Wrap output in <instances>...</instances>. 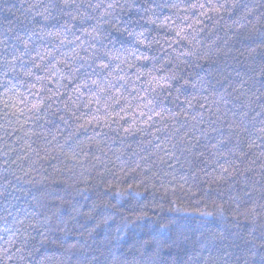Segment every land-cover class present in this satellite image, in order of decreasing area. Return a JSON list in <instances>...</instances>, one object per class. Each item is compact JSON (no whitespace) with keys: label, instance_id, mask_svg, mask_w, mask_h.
<instances>
[{"label":"trees","instance_id":"1","mask_svg":"<svg viewBox=\"0 0 264 264\" xmlns=\"http://www.w3.org/2000/svg\"><path fill=\"white\" fill-rule=\"evenodd\" d=\"M93 28L109 49L113 40L158 58L121 53L145 73L137 79L124 65L129 86L165 117L153 113L149 132L195 125L191 151L176 159L154 147L159 141L147 144L151 135L114 131L133 116L144 126L137 101L118 124L104 127L101 111L86 130L79 125L91 114L81 109L76 120L65 97L45 99L36 114L19 103L16 93L29 106L50 95L29 93L48 76L33 68L36 52L52 53L48 65L77 45L98 47ZM179 28L187 39L169 46ZM189 48L193 55L177 59ZM173 71L187 85L177 92L168 81L152 92L147 73L164 84ZM0 84V264H264V0H75L67 8L64 0H0ZM7 88L14 91L4 95Z\"/></svg>","mask_w":264,"mask_h":264},{"label":"snow or ice","instance_id":"2","mask_svg":"<svg viewBox=\"0 0 264 264\" xmlns=\"http://www.w3.org/2000/svg\"><path fill=\"white\" fill-rule=\"evenodd\" d=\"M74 3L75 0H64V6L66 8L72 6ZM109 7H112V5H109ZM173 7H178V5H173ZM190 7L193 9H196L197 7L202 9L205 5L192 4ZM69 15H71V13H69ZM73 19H75V17H73ZM63 27L67 30V25H64ZM56 35H60V33H56ZM88 35L92 37V40L99 43L98 47L91 43H88L87 48H84L83 44L77 45L71 52L62 53V58L60 60H56L55 63L52 64L45 65L43 63L45 56H52L51 52H48L47 50L44 52L37 51L36 56L32 57V66L35 69L47 72L48 76H37L36 83L40 84L41 87L40 89H37L36 93H32V89L36 88V84H32L29 88V93L39 95L41 91L46 90L50 93V95L46 97L41 95L39 100L32 102L29 106L28 97L24 93H16V96L21 97L19 103L24 104L25 108H27L29 112L36 114L41 110L45 99L55 102V100L65 97L61 101L63 104V110L66 113L70 112L76 120L82 119L85 115V112H82L81 109L87 110V113L91 114V119L85 120L83 124L79 125L80 128H84L85 130L88 125L93 123V121H96L97 123L100 122L101 117L98 113L101 111L104 113L103 126L110 128L112 124H118L120 120H125V117L122 116L121 113H125L130 109L133 111H135V109H139V115L141 117H147V119L143 121V127L139 126V122H137L135 116H133L131 122L125 120V124H127V126L121 124L119 125V128L114 129V131L122 130L126 136H135L138 132H143L145 135H151L153 139L147 141V144H153L154 140L159 141L154 144V147L158 151H161L166 155H171L176 159H179L177 152L182 155L185 151H191V147L193 145L190 137L194 136L195 125L189 127L186 123H180L178 126L172 125L164 128L157 127L154 133L149 132V128L155 125L153 113H155L157 117H160L161 121H163L165 117L163 116L162 111H156V107L154 106L156 103L155 99H147L145 96L140 95L139 90L135 86H129L128 81L130 77L128 71L125 70L124 65H127L129 69L136 68L137 79L144 76L145 73L141 72L134 61L129 60L127 56L121 60V53H129L135 58V61L142 60L146 62L150 59L155 60L158 58L149 57L143 53L137 54L138 49L134 48H116V41L109 40L107 36H104V39L109 40V43L112 44V48L109 49L107 45L103 43V40H101L102 34L98 32L97 28H93L92 32L88 33ZM140 36L144 37V33H140ZM175 37L176 39L174 41L169 42V46H171L172 43H181L187 39L185 29L179 28L175 31ZM77 39H79V37H77ZM145 39L146 37L144 39H137L136 43L144 45ZM63 43L64 41L61 39V44ZM120 43L123 46L125 42L120 41ZM188 43L191 44V41L189 40ZM147 46L150 47V45ZM24 48L25 52H27L29 45L25 43ZM81 48L88 53L86 57L80 55L78 49ZM179 55L191 56L193 55V52L191 48H189L188 50L179 53L177 59H179ZM19 58L20 57H17V59ZM37 59H39L41 63H37ZM53 59H55V57H53ZM9 63L14 64V61ZM166 63L170 64L172 61L168 60ZM181 63H184V61H181ZM57 65H63V67L57 68ZM196 66L198 67L199 65ZM177 67H179V65H177ZM65 69H67V71H65ZM161 69H163V65L161 66ZM12 71H15L14 67L12 68ZM25 75L32 76V69H28L25 72ZM147 75L151 77V81H156V87L152 88V92H156L157 87L161 90L171 88L172 84L168 83V81H176L179 85L176 88L177 92H179L181 88L185 87L188 83L185 79L184 83L180 84L179 81L184 78L176 71H173L171 76L160 78L165 80L164 84H161L152 72H148ZM54 81L55 86L48 87V85L53 84ZM151 81L149 82L151 83ZM8 83L10 84L11 81ZM132 85H135V81H132ZM0 87L5 86L0 84ZM13 91V88H7L4 95ZM134 93L135 95H133ZM145 100H147L146 103H141ZM133 101H137L135 109L132 108ZM93 104L97 106L94 110L92 109ZM189 106L191 107V102H189ZM48 107L51 108V104H49ZM117 108H119V111H117ZM6 110L7 103H5V115H8ZM59 110L60 109H57L56 111ZM19 111L20 116H23L24 111ZM78 112L80 115H77ZM113 113H115V117H113ZM53 114L55 115V112ZM59 119L67 123L64 116H60ZM217 119H219V117H217ZM149 122L152 123L150 124ZM160 132L167 133V135L163 136L162 140L156 136V133ZM196 142L199 143V138H196ZM141 143H143V141H141ZM221 143H225V141L222 140ZM129 147H131V145H129ZM222 171L227 173L229 170L227 167L222 166ZM230 175L231 173H229V176ZM218 179L225 180L227 178L221 174ZM161 231H163V229H161Z\"/></svg>","mask_w":264,"mask_h":264}]
</instances>
